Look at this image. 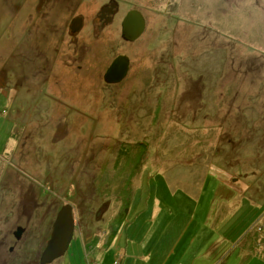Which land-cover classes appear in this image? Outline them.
<instances>
[{
  "label": "rangeland",
  "instance_id": "1",
  "mask_svg": "<svg viewBox=\"0 0 264 264\" xmlns=\"http://www.w3.org/2000/svg\"><path fill=\"white\" fill-rule=\"evenodd\" d=\"M120 1L142 36L119 20L76 62L38 0H0V264H40L66 204L74 237L50 264H264V0ZM118 53L129 72L107 83Z\"/></svg>",
  "mask_w": 264,
  "mask_h": 264
},
{
  "label": "flooded vegetation",
  "instance_id": "2",
  "mask_svg": "<svg viewBox=\"0 0 264 264\" xmlns=\"http://www.w3.org/2000/svg\"><path fill=\"white\" fill-rule=\"evenodd\" d=\"M120 2V0H109L104 2L94 10L92 15L88 9H86V2H84V0H38L37 11L40 13L41 32L42 34L50 33L63 37L69 36L71 38V44H73L72 46L75 47L76 55L74 61L77 62L78 56L85 51V44L88 42L87 37L93 36L95 39L101 35L112 34L113 32L108 29L113 24H118L119 20L120 35L123 39L122 22L126 15L124 18L122 17L123 13ZM120 55L126 54L118 53L115 55L106 67L105 73L114 59ZM37 56L38 60L43 65L48 60L47 50L45 48H41ZM126 56L129 57V55ZM84 59L85 58H83L81 62H83ZM43 65L41 72H43L45 68ZM130 66L131 60L129 57V69ZM78 69L81 71L82 65H78Z\"/></svg>",
  "mask_w": 264,
  "mask_h": 264
},
{
  "label": "water",
  "instance_id": "3",
  "mask_svg": "<svg viewBox=\"0 0 264 264\" xmlns=\"http://www.w3.org/2000/svg\"><path fill=\"white\" fill-rule=\"evenodd\" d=\"M146 29V18L137 9L128 11L122 22V37L125 41L134 42L142 36ZM129 57L120 55L111 63L105 73L108 83H119L128 74ZM71 204L64 205L57 213L52 226L50 238L41 254L40 264H50L63 256L70 247L75 232V218ZM24 228L18 227L15 236L19 239Z\"/></svg>",
  "mask_w": 264,
  "mask_h": 264
},
{
  "label": "trees",
  "instance_id": "4",
  "mask_svg": "<svg viewBox=\"0 0 264 264\" xmlns=\"http://www.w3.org/2000/svg\"><path fill=\"white\" fill-rule=\"evenodd\" d=\"M138 149V146H136L135 147V152H136V150ZM133 150V151H134ZM132 151V150H131ZM124 153V156L126 157V158H130V155H131V152H130V150L128 149H122L121 151H120V153ZM140 154H143L141 151H140ZM137 159H140V161H138V163L136 164V162L137 161H135L134 160V158L132 157V160H130L131 162H133L134 163V165H133V167H132V169H131V171H130V178L131 177H133L135 174H136V172L138 171V167H139V164H140V162L144 159V158H141V157H138L137 156ZM128 162V161H127ZM129 163V165L131 166V163L130 162H128ZM132 194H133V190H132V188H130V192L123 198V202H124V208H123V210L120 212V214H121V216L122 215H126V213L128 212V210H129V207H130V201H131V197H132ZM123 217V216H122ZM250 235V244H252L253 242L255 243V241H257L256 240V238H257V235H251V233L249 234ZM258 237H259V235H258ZM259 239H260V237H259ZM244 241V240H243ZM259 241V240H258ZM258 243V242H257Z\"/></svg>",
  "mask_w": 264,
  "mask_h": 264
}]
</instances>
